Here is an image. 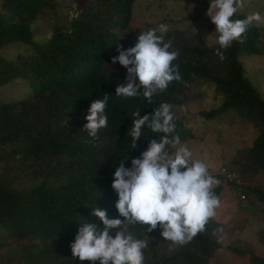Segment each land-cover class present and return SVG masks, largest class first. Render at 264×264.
<instances>
[{
	"label": "trees",
	"instance_id": "trees-1",
	"mask_svg": "<svg viewBox=\"0 0 264 264\" xmlns=\"http://www.w3.org/2000/svg\"><path fill=\"white\" fill-rule=\"evenodd\" d=\"M136 1L87 0L85 9L69 21V30L66 24L56 23L51 38L40 44L35 41L33 27L51 3L3 0V9L10 16L0 17V49L23 45L33 47L35 54L19 56L16 61L0 57V89L18 80L31 89L29 97L0 104V165L21 169L36 185L22 193L8 182L0 183V239H11L19 247L23 244L18 251L9 250L0 264H81L71 250L80 224L88 221L103 226L92 210L99 207L110 217L123 219L115 207L118 194L112 188L120 160L131 167V160L141 156L151 139L164 135L145 125L132 148V113L153 114L164 102L182 107L201 79L213 82L217 95L223 98L217 110L202 114L207 120L234 110L258 131L253 147L240 150L229 171L238 176L264 172V96L247 77L242 62L246 56L262 54L261 30L253 25L242 37L243 43L234 41L228 49L210 46L181 30L157 32L171 40L172 50L179 52L174 64L179 65L181 80L154 96L153 103L145 101L142 94L124 98L115 92L125 82L127 69L118 62L112 64V57L119 55L118 44L128 49L137 42L118 33L129 29ZM245 18L240 13L233 17ZM218 51L223 52L224 60ZM116 64L120 70L105 72ZM106 94L108 126L94 139L83 126L91 103ZM175 123L172 135L178 134L184 144L190 132L179 120ZM226 182L236 188L233 181ZM249 189L264 203L263 190ZM213 190L220 199L223 187ZM221 229L223 225L212 219L192 241L175 246L165 240L159 227L147 233L145 225H129L135 238L148 241L145 264H212L221 248ZM250 257L253 264H264L253 254Z\"/></svg>",
	"mask_w": 264,
	"mask_h": 264
},
{
	"label": "clouds",
	"instance_id": "clouds-1",
	"mask_svg": "<svg viewBox=\"0 0 264 264\" xmlns=\"http://www.w3.org/2000/svg\"><path fill=\"white\" fill-rule=\"evenodd\" d=\"M243 7L244 0H210L206 15L216 26L220 48L228 49L234 41L243 43L242 37L254 24L264 23L259 12L233 19ZM168 30L162 23L158 29L142 31L133 47L117 45L119 55L112 57V64L118 62L127 69L125 82L116 88L117 96L135 98L142 94L145 101L153 103L154 96L166 92L173 81L181 80L179 65L174 64L179 52L172 50L171 40L157 34ZM217 54L225 59L223 52ZM108 102L106 94L88 109V122L83 128L94 139L108 126ZM172 108L164 102L153 114L141 116L140 110L132 113V148L137 146L145 125L153 133L164 135L151 139L141 156L131 160V167L120 160L112 188L118 194L115 207L123 219L112 218L99 207L92 210L103 226L88 221L80 224L71 250L81 264H145L148 241L135 238L129 225H145L147 233L159 227L166 241L182 246L204 232L216 217L221 202L213 189L219 181L205 162L193 160L192 151L186 142L182 145L178 134L172 135L176 129Z\"/></svg>",
	"mask_w": 264,
	"mask_h": 264
},
{
	"label": "rangeland",
	"instance_id": "rangeland-1",
	"mask_svg": "<svg viewBox=\"0 0 264 264\" xmlns=\"http://www.w3.org/2000/svg\"><path fill=\"white\" fill-rule=\"evenodd\" d=\"M48 1L51 7L42 13L33 27L35 41L40 44L51 38L56 23L66 24L65 29L69 30V21L77 18L87 5V0ZM3 8V0H0V17H9L10 13ZM209 8L210 0H137L129 29L122 32L118 30V33L125 39L135 40L142 31L158 29L163 23L168 26V32L181 30L210 46L219 45L216 26L206 15ZM255 12L264 17V0H244V7L238 13L247 16ZM254 25L261 30L259 48L262 54L246 56L242 62L247 77L264 96V23ZM33 54V47L23 45L0 49V57L9 61ZM120 69V65L116 64L106 67L105 72ZM216 89L213 82L201 79L190 90L188 103L172 108V112L175 120H179L190 132L186 144L193 153V160L208 165L210 174L219 181L214 188L220 185L223 187L220 207L214 219L224 229L220 232L221 248L212 264H253L250 254L264 260V203L254 197L249 188H259L264 192V172L238 176L229 169L240 150L253 147L258 131L234 110L219 118L207 120L202 114L217 110L223 104V98L217 95ZM30 93L31 89L26 82L15 81L0 89V104L20 101L29 97ZM219 176H224L225 180ZM227 179L236 183L237 189L227 185ZM7 182L22 193L29 192L36 185L32 178L25 177L21 169L3 163L0 165V183ZM243 189L248 190L240 192ZM2 240L5 239H0V262L5 260L9 250L18 251L23 247V244L19 247L11 239L4 243H1Z\"/></svg>",
	"mask_w": 264,
	"mask_h": 264
},
{
	"label": "built area",
	"instance_id": "built-area-1",
	"mask_svg": "<svg viewBox=\"0 0 264 264\" xmlns=\"http://www.w3.org/2000/svg\"><path fill=\"white\" fill-rule=\"evenodd\" d=\"M243 199H244V196H243Z\"/></svg>",
	"mask_w": 264,
	"mask_h": 264
}]
</instances>
